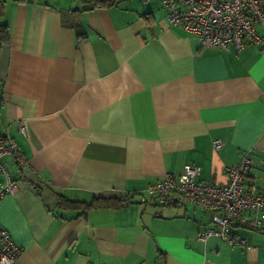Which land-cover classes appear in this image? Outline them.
Returning a JSON list of instances; mask_svg holds the SVG:
<instances>
[{"label":"crops","instance_id":"obj_1","mask_svg":"<svg viewBox=\"0 0 264 264\" xmlns=\"http://www.w3.org/2000/svg\"><path fill=\"white\" fill-rule=\"evenodd\" d=\"M88 1L0 0V134L25 159L6 158L16 189L0 198L17 264H264V226L232 224L247 246L201 241L197 206L139 201L185 163L223 183L244 150L243 191L264 193V48H202L160 0ZM93 198L127 202L61 201Z\"/></svg>","mask_w":264,"mask_h":264},{"label":"built area","instance_id":"obj_2","mask_svg":"<svg viewBox=\"0 0 264 264\" xmlns=\"http://www.w3.org/2000/svg\"><path fill=\"white\" fill-rule=\"evenodd\" d=\"M169 25L181 26L193 32L202 48L216 46L236 50L246 44L264 48V36L257 27L264 25V0H160ZM19 131L25 133L23 125ZM220 139L212 146L219 149ZM23 167L25 159L18 144L8 134H0V198L16 189V179L6 158ZM248 150L242 151L239 161L225 167L226 180L217 183L197 179L200 166L185 163L179 173H165L139 194V201L163 208L181 204L197 206L207 214L210 226L201 231V241L216 236L228 245L247 246L246 240L232 231L239 222L248 228L264 226V193L243 191V181L253 167ZM19 246L0 223V264H17Z\"/></svg>","mask_w":264,"mask_h":264},{"label":"trees","instance_id":"obj_3","mask_svg":"<svg viewBox=\"0 0 264 264\" xmlns=\"http://www.w3.org/2000/svg\"><path fill=\"white\" fill-rule=\"evenodd\" d=\"M117 0H89L88 1V5L87 8L89 7H103L106 5H109L113 2H115ZM5 28L2 27L1 28V39L3 40L5 37ZM109 200V201H107ZM62 202H65L66 205L68 207H79L81 209V211H86L87 209L91 208V207H96V206H101V205H105L108 202L111 203L112 205H119L123 202H127V199L125 200H121V199H117V200H110V199H101V198H93L92 201L88 202V203H79L77 201H67L65 199H61Z\"/></svg>","mask_w":264,"mask_h":264},{"label":"water","instance_id":"obj_4","mask_svg":"<svg viewBox=\"0 0 264 264\" xmlns=\"http://www.w3.org/2000/svg\"><path fill=\"white\" fill-rule=\"evenodd\" d=\"M30 1V0H29Z\"/></svg>","mask_w":264,"mask_h":264}]
</instances>
